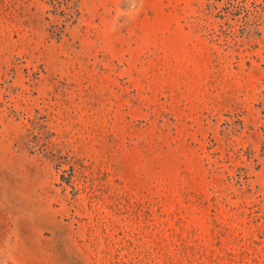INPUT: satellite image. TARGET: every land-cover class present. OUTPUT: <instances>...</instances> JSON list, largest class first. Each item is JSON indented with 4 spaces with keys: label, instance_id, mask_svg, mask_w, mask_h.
Instances as JSON below:
<instances>
[{
    "label": "rangeland",
    "instance_id": "374dc122",
    "mask_svg": "<svg viewBox=\"0 0 264 264\" xmlns=\"http://www.w3.org/2000/svg\"><path fill=\"white\" fill-rule=\"evenodd\" d=\"M0 264H264V0H0Z\"/></svg>",
    "mask_w": 264,
    "mask_h": 264
}]
</instances>
